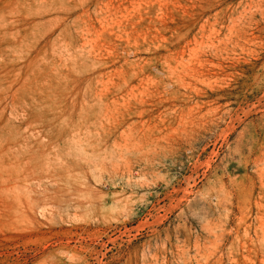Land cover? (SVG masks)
I'll use <instances>...</instances> for the list:
<instances>
[{
  "label": "rangeland",
  "instance_id": "obj_1",
  "mask_svg": "<svg viewBox=\"0 0 264 264\" xmlns=\"http://www.w3.org/2000/svg\"><path fill=\"white\" fill-rule=\"evenodd\" d=\"M0 264H264V0H0Z\"/></svg>",
  "mask_w": 264,
  "mask_h": 264
}]
</instances>
